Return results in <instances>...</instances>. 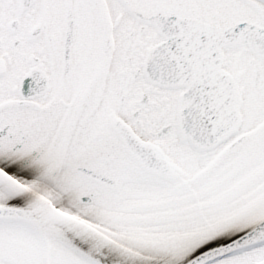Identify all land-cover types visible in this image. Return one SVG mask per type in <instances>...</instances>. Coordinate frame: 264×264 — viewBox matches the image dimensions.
<instances>
[{
    "label": "snow or ice",
    "instance_id": "1",
    "mask_svg": "<svg viewBox=\"0 0 264 264\" xmlns=\"http://www.w3.org/2000/svg\"><path fill=\"white\" fill-rule=\"evenodd\" d=\"M0 264H264V0H0Z\"/></svg>",
    "mask_w": 264,
    "mask_h": 264
}]
</instances>
